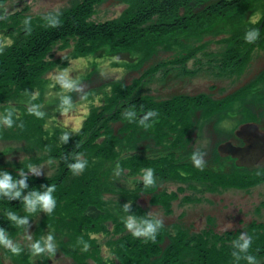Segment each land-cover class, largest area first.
Returning a JSON list of instances; mask_svg holds the SVG:
<instances>
[{
    "label": "rangeland",
    "instance_id": "obj_1",
    "mask_svg": "<svg viewBox=\"0 0 264 264\" xmlns=\"http://www.w3.org/2000/svg\"><path fill=\"white\" fill-rule=\"evenodd\" d=\"M80 1L7 0L0 5V14L3 17L15 15L14 19L8 18L7 20V26L13 27L12 32L15 34H7L5 32L7 26L2 27L0 24V45H3L4 49L14 42L15 36L24 27L25 17H31V20L38 19L53 9L59 8L61 12ZM126 6V0H102L95 5L88 20L97 24L116 19ZM246 15L247 25H257L264 17V0H259L254 6L249 7ZM257 19L258 23H254L253 21ZM226 24L228 26L224 27L225 30L217 31L214 34L201 35V38L186 33L178 34L149 49V54L141 62L144 65L145 63L150 64L148 68L156 64H161V67H157L153 74L143 76L141 89L156 101L169 98L170 95L196 96L203 94L202 101L196 102V107L203 109L200 108L201 112L198 110L195 116L187 119V127H195L196 132L198 126L196 139L192 140L193 137H190L187 142L185 135H187L188 129L186 125L182 126L180 141L186 144V150L191 153L198 148L202 150L205 153L203 167H213L218 169L217 172L221 174L225 171H232L235 174L260 173L264 171V158L256 165L240 167L236 166L235 159L227 154H221L217 149L220 144L224 143V140H229L236 146L242 145V141L235 135V130L250 116L256 117L255 122L258 128L264 131V47L252 43L247 50L248 53L245 55L244 52L245 56L241 59V65L231 68L230 63L227 65V71L216 69L215 58H218L229 47L228 41L231 38L229 32L233 24L229 25L224 21V25ZM261 29L264 32V21ZM195 31L198 29L191 33ZM60 46L61 43L57 42L51 44L45 51L47 54L45 60L51 63L55 62V66H59L64 61L58 68L48 73L44 72L41 76V83L39 82L40 85L37 84L34 89L25 90L23 91L25 93L21 92L13 99L0 103V175L7 171H16L28 179L41 180L43 182L40 181L39 185L37 184L36 190L40 193L47 190L52 184L51 178L58 173L59 161L51 150L57 148L56 144L66 141L62 140L61 136L66 134L68 138L75 134L74 129L81 127L90 109L93 106H100L102 101L107 100L112 91L111 84L128 83L140 73V71L132 70V67H141L139 64L135 65L141 59L138 54H135L137 57H134L135 60L132 61H120L108 57L95 59L90 55L70 58L72 47ZM237 50L242 51L239 48ZM94 65H96L94 68L96 71L92 70V73L95 71L96 74L91 77L90 71ZM65 68L71 69L69 74L74 79L81 80L89 75V78L91 77L88 82L81 85V92L70 93L74 108L68 112H63L61 107L56 108L58 104L55 103H60L62 89L58 83L53 84L52 80L54 75L59 74ZM98 70L102 75L97 74ZM167 76H176L177 79L166 80ZM98 77L104 79L105 88L101 85L103 81L99 82ZM45 80L47 84L44 82ZM245 85L250 88L244 89ZM38 87L40 88L38 89ZM92 88L95 90L85 93ZM107 88H109L108 93H106ZM101 90L104 91V94ZM37 92L40 95L33 100L32 96ZM95 92L97 95L91 96L90 93ZM204 96L221 102L228 98L231 100V102L229 101L231 107L227 108L229 112L222 113L227 110L225 109L220 114H214L215 107H211L208 101L206 103ZM42 97L43 103L41 104ZM82 97L85 98L82 99ZM33 105L38 106L36 110L43 113V116L37 118L35 115L29 114L28 109ZM205 109L208 112L211 109L214 110L211 112L212 114L208 113L203 116L206 114ZM218 110L221 111L223 108ZM242 110L245 111L242 112ZM8 111L12 112L11 127L4 124L2 120ZM167 116L169 115L167 114ZM171 119L172 117L168 119V122ZM218 119L221 121L215 125L218 134L216 133V137H214L208 128H204V125L212 124ZM124 121L125 118L118 122L123 123ZM121 123L114 125L116 130L111 127L120 145L124 144V147L120 151L118 150L117 157L103 159L89 156L91 158L89 159L80 156L77 159L85 162L84 168L72 172L68 177V180L71 181L75 177L79 178V176L89 173L94 174L95 177L97 174L100 176L95 188L98 196L94 201L87 202V204H95L100 213L96 217H91L92 214L89 212L87 213L89 216L87 214L82 216L81 213L79 215L74 210L70 211L69 204L63 203L57 195L56 197L53 195L56 203L52 210V216L56 219H51L43 225L40 223L42 220L45 221L49 213L41 209L39 205L34 212H28L25 208L20 210L18 218L26 217L27 222L17 225L15 221L14 226L6 228L5 235L13 243L18 244L22 251L18 255H13L8 249L0 246V264H100L99 262L112 264L113 257L119 258L120 255V248L116 241L122 237L121 233L132 236L124 225V221L129 216H134L137 219L160 220V230L162 228L163 233L176 235L177 232H186L189 237L191 233H200L206 228L210 229V226L214 233L239 229L243 234L251 222H264V181L250 187L236 189L232 186L217 185L218 180H214L215 177H211L213 181L207 176L199 180L195 178V170H190V173L185 174L184 177H176L171 173L172 181L168 183L158 182L157 179H154L158 189L155 190V187L153 191H146L143 173L148 168H154V165H146L148 168L145 169L132 168L129 157H141L149 160L155 155H161L164 152L162 148L168 141L166 139L170 138L172 130L164 127L158 133L154 129L148 132L149 128H141L140 125L127 127L128 123L124 122L122 125ZM46 136H49L48 139ZM160 136L161 138H159ZM136 139H138V148L131 149V142H135ZM187 151H183V153L189 161L193 162L192 154ZM173 160L172 157H168L169 163H173ZM159 161H149V163H159ZM29 165H32L34 170H29ZM66 166L62 169L65 170ZM203 167L202 169H204ZM164 173L167 174L170 171L165 169ZM46 179L50 182H46ZM96 181L97 179H94V184ZM34 184L32 183V185ZM29 192L26 194L28 195ZM154 192H159L160 196L164 193L161 196L163 199L166 194L167 203L171 200V206L166 209L164 204L154 205L152 202L156 199ZM173 196H175L174 199H171ZM126 204L128 209L124 211ZM1 210L0 220H2V215L4 219L7 217ZM94 210L95 207L92 211ZM208 217L210 218L207 219ZM9 224L6 223V225ZM205 226L207 227L205 228ZM49 234L53 236V242L56 244L54 253L56 257L50 258L47 252L31 255V244L39 240L43 245L44 239ZM166 237L163 234V238ZM140 241L146 240L139 238ZM167 244V239L161 243L162 247H166ZM86 245L87 250L85 251ZM164 251L167 250L164 249ZM254 264H264V255L254 258Z\"/></svg>",
    "mask_w": 264,
    "mask_h": 264
},
{
    "label": "trees",
    "instance_id": "obj_2",
    "mask_svg": "<svg viewBox=\"0 0 264 264\" xmlns=\"http://www.w3.org/2000/svg\"><path fill=\"white\" fill-rule=\"evenodd\" d=\"M6 1L0 0V5ZM101 1L81 0L69 9L61 11V25L58 27H48L43 20V16L38 19H32L30 34L26 33L24 27L21 28L15 36L14 42L0 52V103L13 99L21 92L25 93L23 92L25 90L34 89L37 84L40 85L41 76L44 72L47 71L46 73H48L58 68L64 62L62 61L59 66H55L54 61V63H51L45 60V56L47 55L45 51L51 44L60 42V47L71 46L70 58L90 55L95 59L108 57L114 60L132 61L135 60L134 57H137L135 54L140 55L141 59L139 61L136 60L137 63L135 65L139 64L141 67H132V70L140 71L139 75L132 78L128 83H112V91L107 100L102 101L100 106H93L90 109L79 131H75V134L68 137L64 143L56 144L57 148H52L51 150L60 165L57 175L51 178L52 184L50 186L55 187L52 195L55 197L57 195L63 203L69 204L70 211L74 210L75 213L79 215L81 213L82 216H86L87 211L92 215L95 213L87 209L89 206L96 207L95 204H87V202L94 201L98 196L95 188L100 176L97 174V177H95L94 174L89 173L81 177L79 176V178L75 177L76 179L74 178L69 181L68 177L73 172L69 168V165L75 163L80 156L84 158L96 156L103 159L117 157L118 150L120 151L124 147V144L120 145L117 136L113 133L116 130L114 125L121 123L118 121L125 118L124 122L128 123L127 127L140 125L141 128H149L148 132L154 129L158 133L164 127L175 130L176 125L171 124L172 122L187 125L188 118L195 116L198 110L201 112L200 108L202 107H196V102L202 101L203 94L196 96L189 94L170 95L171 97L169 98L166 97L164 100L156 101L153 97L142 91L143 76L153 74L157 67H161V64H156L148 68L150 64L145 63L144 65L141 62L149 54V49L157 43L178 34L186 33L187 35L201 38V35L214 34L217 31L225 30L224 27L226 28L228 24L224 25V21L228 22L229 25L233 24L229 32L231 38L228 41L229 47L218 58H215L216 69L227 71V65L230 63L231 68L241 65V59L248 53L247 50L252 43L264 47V32L258 26L259 23L262 25L264 17L257 25L249 26L246 21L248 8L254 6L259 0H126L127 6L121 11L118 18L97 24L91 23L88 19L95 5ZM14 16L0 18L1 26H7L8 18L14 19ZM0 17H3V15L0 14ZM252 28L258 30V35L254 41L247 43L244 39L245 33ZM196 29L198 31L191 33ZM12 31L13 27H6L5 32L7 34H15ZM241 46L243 47L241 48ZM237 48L242 49V51H238ZM95 66L91 68V77L96 74ZM92 70L95 71L92 73ZM182 72L187 74L185 71ZM97 74L102 75L99 70ZM89 76L80 80L81 85L90 80L91 77L89 78ZM97 79L99 82L103 81L101 83L102 87L106 86L104 79L100 77ZM173 79H177L176 76H167L166 78V80ZM44 82L47 84L46 80ZM243 88L248 89L250 86L245 85ZM108 89H106V93H108ZM93 90L95 88L88 89L85 93ZM101 92L104 94L103 90ZM90 94L92 96L96 92ZM204 101L206 103L208 101L211 107H215V110L211 109L208 112L205 109L204 112L206 114L203 116L213 112V110L214 114H220L228 107H231V104H229L231 100H228V98L223 99L221 102L220 100L211 99L209 96H204ZM40 103H43V97ZM55 104H58L56 108L61 107V103ZM219 108H223V110L220 111L218 110ZM228 109L222 113L229 112ZM129 111L135 112V115L131 118L125 115ZM149 111L153 112V116L149 117L148 121H146L147 127L141 124H130L139 123V120ZM167 114L169 116L166 117ZM171 117L172 119L168 122V119ZM256 120V117L250 116L245 122H255ZM219 121L221 119L213 121L214 127ZM34 128L36 129L37 127ZM215 130L218 134L217 128ZM48 137L46 136V139ZM137 142L138 139L135 142H131L133 147L130 146V148L137 149L139 145ZM188 153L192 154L191 152ZM129 158L131 159L130 167L132 168L145 169L148 168L146 165H150V160H147V158ZM61 164L63 165L61 166ZM163 164V168H166L170 173H164L165 170L160 167L159 163L154 164V168H152L154 178L157 177L160 180L159 182L165 181V178H167L166 180L171 179V173L176 177H181L180 171L173 170L165 161ZM64 166H66L65 170L62 169ZM157 168H161L163 171L159 169L160 172ZM180 168L185 173H190L188 165H181ZM203 168L195 170L196 177H194L201 180L207 176L212 181L211 177H215L214 180H218L217 185L242 189L243 187H250L264 181V171L255 174L247 172L235 174L232 171H225L221 174L217 172L218 169L213 167L206 166ZM7 173L11 175L14 181L23 178L26 187L20 189V197L10 198L0 193V209L7 216L4 219L2 215L0 228H3L5 232L8 226L11 227L16 224L14 220L9 218L8 213L12 212L18 217L20 210L25 208L23 197L27 195L26 193L29 190L30 192L36 191L38 183L41 181H37L35 178L28 179L18 172L16 173V171H7ZM94 179H97L95 184ZM45 181L50 182L48 179ZM32 183L35 184L32 185ZM154 188L155 185L147 187L146 191H153ZM154 195L156 197L152 201L154 204H164L163 206L166 209L171 206V200L167 203L166 194L164 199L161 197L164 193L161 196L158 193ZM174 197H171V199H174ZM51 216L52 212L47 215L45 221H41L40 225L47 223L51 219L54 220L55 217ZM6 223L10 224L6 225ZM211 229L210 226V229L206 228V230L200 233H191L189 237L186 232H177L178 234L176 235L165 234L162 231L163 229L161 228L160 230L159 228L155 241L147 240L140 242L139 238L121 233L122 237H119L117 241L115 240L118 242L120 255L119 258L115 257L113 259L112 264H115V262L117 264H242L249 263L246 260V257L249 255L254 258L264 255V222H251L243 234L239 229L223 233H214ZM163 234L167 237L163 238ZM241 235L251 241L250 247L246 252H240L236 246L237 243L241 242ZM164 239H167L168 247H162L161 243ZM187 248L189 250H186ZM164 249L167 251H164ZM233 253H236V255H233ZM99 263L102 264L101 262Z\"/></svg>",
    "mask_w": 264,
    "mask_h": 264
},
{
    "label": "clouds",
    "instance_id": "obj_3",
    "mask_svg": "<svg viewBox=\"0 0 264 264\" xmlns=\"http://www.w3.org/2000/svg\"><path fill=\"white\" fill-rule=\"evenodd\" d=\"M62 13L60 12L59 8L53 9L50 12L44 14L43 20L47 24L48 27H58L61 25V17ZM5 18V17H0ZM254 23H258V19L253 21ZM23 25L27 34L31 32V17H25L23 21ZM258 30L256 28H252L248 30L245 34V40L247 43H251L257 38ZM3 45H0V52L3 51ZM71 69L65 68L59 74L54 75L52 77L53 84H59L62 93L60 95V103L61 109L63 112H68L74 108V104L71 98L70 93L72 92H81V81L79 79H74L70 76ZM38 98V92L33 94L32 99L35 100ZM85 97H82V99ZM38 106L33 105L32 108L28 109L29 114L35 115L37 118L43 116V113L36 110ZM126 117L131 118L135 115L134 111H129L126 114ZM12 112L8 111L7 115H5L2 120L3 123L6 124L8 127L12 126ZM153 116V112L149 111L143 118L139 120V123L145 127H147L146 121H148L149 117ZM75 131H79V129H74ZM62 140H67V135L61 136ZM205 153L200 150L199 148L195 150L192 155L191 159L195 166L202 168L205 164L203 159ZM85 166V162L81 160H77L75 163L69 165V168L76 172L78 170H82ZM29 170H34L32 165H29ZM153 169L148 168L143 173V183L144 187H152L155 184V181L152 176ZM26 187L24 179H20L18 181H14L11 175L7 172H4L0 175V193L9 196L10 198L20 197L21 192L20 189ZM55 187L49 186L47 190L43 193L33 190L28 195L23 197V203L25 205V209L28 212H34L39 205V207L45 210L48 213H51L53 208L55 207V199L52 195L54 192ZM128 205L124 206V211H127ZM8 216L10 219L17 222V225H23L27 222V218H18L14 213L9 212ZM125 228L132 234L135 238H144L147 240L155 241L157 230L161 227V221L156 219H144L139 218L137 219L134 216H129L126 221H124ZM240 241L237 243V247L239 248L240 252H246L251 244V241L245 238L243 235L240 236ZM0 246L8 249L13 255H18L22 249L18 244L12 242L5 235V231L3 228H0ZM31 248V255L35 256L37 254H43L47 252V255L51 258L54 256L56 251V244L53 242V236L49 234L43 241V245L39 240L33 242L30 246ZM85 251L87 250V245L85 246ZM236 255V253H233ZM246 260L249 264H254V257L247 256Z\"/></svg>",
    "mask_w": 264,
    "mask_h": 264
},
{
    "label": "water",
    "instance_id": "obj_4",
    "mask_svg": "<svg viewBox=\"0 0 264 264\" xmlns=\"http://www.w3.org/2000/svg\"><path fill=\"white\" fill-rule=\"evenodd\" d=\"M139 116L141 117V115ZM235 135L242 141V145L236 146L230 141H226L220 144L217 149L221 154H227L235 159L236 166L250 167L264 158V131L260 130L255 122L242 123L235 130ZM99 213V211H95L92 217H96Z\"/></svg>",
    "mask_w": 264,
    "mask_h": 264
},
{
    "label": "flooded vegetation",
    "instance_id": "obj_5",
    "mask_svg": "<svg viewBox=\"0 0 264 264\" xmlns=\"http://www.w3.org/2000/svg\"><path fill=\"white\" fill-rule=\"evenodd\" d=\"M172 124L173 125H176V128H175V130L174 129L172 130L171 135H170V138L169 139H166L168 141L165 142V146L162 148V150H164V152L161 153V155L160 154L158 156L155 155L154 157L150 158L149 160L150 161L160 160L159 164H160V167H162V168L164 167V164L163 163L165 161V162L168 163V165L170 167H172L173 170L180 171V173H179L180 176L181 177H184L185 174H188V173H185V171L180 168L181 165H188V168H190V170H193V171L194 170H200V167L195 166L194 163L191 162V161H189L188 158H186L185 154L183 153V151L184 152L187 151L186 150V144H184V143H182V141H180V136H181L182 131H183L182 130L183 129V127H182L183 124H181L179 122H172ZM186 128L188 129V131H187V135H185V140H187V142H188V140L190 139V137H193L192 140L193 139H196L197 132H198V126H197V131L196 132H195V127H191V126H188L187 127V125H186ZM204 128H208L209 131L212 132L211 135H213L214 137H216V132H215L216 130H215V127H214V122L212 124H209V123L205 124L204 125ZM225 141H229V140H224L223 142H225ZM168 157H172L174 159L173 160V163H169L168 162ZM154 164H156V163H150L151 166L154 165ZM156 166H158V165H156ZM165 169L166 168H163V170H165ZM163 175H165V174H163ZM152 176H153V179H157L158 182L160 181L157 177L154 178L153 172H152ZM166 179L167 178L164 179L165 180V181H163L164 183H168V182L172 181L171 179H168V180H166ZM173 179H175V178H173ZM154 185L156 187V189L155 188L154 189L157 190L158 189L157 184L155 183ZM177 187H178V185H177ZM156 193L159 194V192H156ZM148 198H150V197L148 196ZM154 205H156V204H154ZM54 257H56V255ZM113 259H115V257H113ZM49 262H50V260H49ZM115 264H117V263L115 262Z\"/></svg>",
    "mask_w": 264,
    "mask_h": 264
},
{
    "label": "bare ground",
    "instance_id": "obj_6",
    "mask_svg": "<svg viewBox=\"0 0 264 264\" xmlns=\"http://www.w3.org/2000/svg\"><path fill=\"white\" fill-rule=\"evenodd\" d=\"M93 208H94V206H89L87 209H88V210H89V209L92 210ZM96 210H97V209H96V207H95V210H94V211H96ZM88 212H89V211H87V213H88ZM87 213H86V214H87ZM87 215H89V214H87Z\"/></svg>",
    "mask_w": 264,
    "mask_h": 264
}]
</instances>
